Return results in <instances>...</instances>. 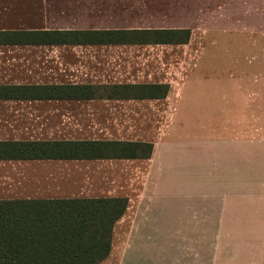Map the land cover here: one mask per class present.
Returning <instances> with one entry per match:
<instances>
[{
    "label": "crops",
    "instance_id": "0c3cea01",
    "mask_svg": "<svg viewBox=\"0 0 264 264\" xmlns=\"http://www.w3.org/2000/svg\"><path fill=\"white\" fill-rule=\"evenodd\" d=\"M237 39L263 43L264 0H0V142L153 145L149 158L0 160V200L128 198L121 192L142 190L136 177L152 171L158 152L173 151L159 128L227 119L221 84L210 90L201 81L209 53ZM223 70L211 76L234 74ZM199 84L210 95L201 116L185 98ZM141 86L167 91L134 88ZM113 251L112 239L100 264Z\"/></svg>",
    "mask_w": 264,
    "mask_h": 264
},
{
    "label": "rangeland",
    "instance_id": "374dc122",
    "mask_svg": "<svg viewBox=\"0 0 264 264\" xmlns=\"http://www.w3.org/2000/svg\"><path fill=\"white\" fill-rule=\"evenodd\" d=\"M237 40L209 53L201 81L210 90L221 84L227 119L159 128L173 151L158 152L152 171L136 177L142 190L121 192L134 206L114 229L104 264H264V41ZM219 66L234 74L211 76ZM195 86L185 98L201 116L210 95ZM230 107L236 120H228Z\"/></svg>",
    "mask_w": 264,
    "mask_h": 264
},
{
    "label": "trees",
    "instance_id": "16d2710c",
    "mask_svg": "<svg viewBox=\"0 0 264 264\" xmlns=\"http://www.w3.org/2000/svg\"><path fill=\"white\" fill-rule=\"evenodd\" d=\"M70 88L84 89H59ZM152 151L144 142H0V160L149 158ZM128 203L126 197L0 200V264H100L111 253L114 227Z\"/></svg>",
    "mask_w": 264,
    "mask_h": 264
}]
</instances>
